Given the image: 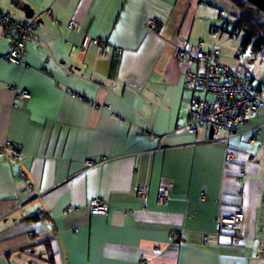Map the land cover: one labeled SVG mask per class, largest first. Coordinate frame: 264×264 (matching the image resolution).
I'll return each mask as SVG.
<instances>
[{"label": "crops", "instance_id": "1", "mask_svg": "<svg viewBox=\"0 0 264 264\" xmlns=\"http://www.w3.org/2000/svg\"><path fill=\"white\" fill-rule=\"evenodd\" d=\"M210 7L231 2L0 0L36 24L14 63L0 22V145L22 152L0 158V264H264V110L229 134L185 127L196 93L176 53L219 26ZM237 208L232 243L216 222Z\"/></svg>", "mask_w": 264, "mask_h": 264}, {"label": "built area", "instance_id": "2", "mask_svg": "<svg viewBox=\"0 0 264 264\" xmlns=\"http://www.w3.org/2000/svg\"><path fill=\"white\" fill-rule=\"evenodd\" d=\"M226 19L227 17H223V22ZM0 22L5 27V34L12 37L11 48L4 54V57L10 62H20L27 40L36 24L15 21L9 15L1 12ZM68 27L74 28V22L71 21ZM148 27L151 30H156L157 22L154 19L150 20ZM219 32V28L213 31L214 35ZM94 42L99 43L98 39H95ZM176 54L178 59L185 63L186 86L203 93V97L194 98L188 106L189 118L185 125L188 132L194 134L203 127H211L216 135L221 131L229 134L248 122L254 113L264 110V86H255L251 76H242L238 74L235 67L221 63V50L217 46L204 49L202 44L193 46L188 41H184L178 47ZM11 90L16 97L30 98V93L26 89L12 87ZM210 96L213 98L210 99ZM4 157L20 159L22 152L15 143L6 141L0 145V158ZM228 157H232L230 152H228ZM87 164L93 165L94 163L87 161ZM21 175L26 178L24 172H21ZM244 175L245 171L240 170L236 178L238 184L243 183ZM170 189L168 184L160 186L159 203H164L169 199ZM146 191L145 187L140 189L142 194ZM90 207L95 214H105L108 209L106 202L99 198L92 199ZM244 218V212L240 208L226 216L218 217L217 235L229 234L232 243H238ZM205 240L209 241L210 238L205 237Z\"/></svg>", "mask_w": 264, "mask_h": 264}, {"label": "rangeland", "instance_id": "3", "mask_svg": "<svg viewBox=\"0 0 264 264\" xmlns=\"http://www.w3.org/2000/svg\"><path fill=\"white\" fill-rule=\"evenodd\" d=\"M230 1V0H229ZM231 2V1H230ZM239 9L231 2V8L226 9L224 12L217 10L216 8L208 9V21L215 19L214 23L221 26L223 23V17H228L233 20L234 14L238 13ZM203 21V20H202ZM210 24V23H209ZM210 26L205 29L199 28V24L195 27L194 35L190 40L194 45H201V41L204 42L202 48L210 49L212 46H217L221 50L220 62L235 67L236 70L243 76L246 73L254 76L255 84L260 82L264 83V53L253 52L249 49L241 50V41L244 36L243 31L238 34H232V24H226L227 30L220 31L217 38L213 37V31L210 30ZM196 98L203 97V93L195 91ZM210 99L213 97L210 96Z\"/></svg>", "mask_w": 264, "mask_h": 264}, {"label": "trees", "instance_id": "4", "mask_svg": "<svg viewBox=\"0 0 264 264\" xmlns=\"http://www.w3.org/2000/svg\"><path fill=\"white\" fill-rule=\"evenodd\" d=\"M238 7V13L234 14L233 20L227 19L221 26L213 27L220 31L227 30L226 24L231 21L232 34L243 31L241 50L250 48L253 52L264 53V0H230Z\"/></svg>", "mask_w": 264, "mask_h": 264}]
</instances>
